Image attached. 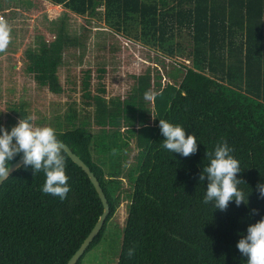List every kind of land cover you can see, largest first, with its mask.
<instances>
[{
    "label": "trees",
    "instance_id": "obj_1",
    "mask_svg": "<svg viewBox=\"0 0 264 264\" xmlns=\"http://www.w3.org/2000/svg\"><path fill=\"white\" fill-rule=\"evenodd\" d=\"M50 1L133 34L161 54L160 68L169 76L163 82L147 68L133 92L108 102L104 86L91 91L87 69L81 79L84 100L95 104L102 135L94 138L75 125L72 109L65 125L56 123L58 139L90 167L110 206L75 264L99 241L123 198H129V212L115 264H247L238 241L264 218L257 188L264 183V0ZM33 2L0 0V11L9 15ZM58 19L52 21L59 24L51 41L39 39L25 50L26 71L53 92L63 90L58 76L63 54L81 43L69 36L66 14ZM147 91L157 93L152 104L144 99ZM8 107L14 114L5 122L11 131L16 117L30 114L24 102ZM160 119L181 125L186 135L195 133L197 151L184 157L164 149ZM134 137L138 151L129 164ZM222 140L240 162L237 178L246 183L239 187L248 194L247 204L237 206L233 199L224 211L203 202L208 180L199 181L210 163L206 152ZM94 144L99 158H93ZM62 155L71 186L63 201L42 193L46 176L33 175L31 167L15 169L0 185V264H66L97 222L102 206L94 186L64 150ZM130 247H135L131 257Z\"/></svg>",
    "mask_w": 264,
    "mask_h": 264
},
{
    "label": "rangeland",
    "instance_id": "obj_2",
    "mask_svg": "<svg viewBox=\"0 0 264 264\" xmlns=\"http://www.w3.org/2000/svg\"><path fill=\"white\" fill-rule=\"evenodd\" d=\"M33 1L28 9L20 6L9 15L4 14L8 10L0 11L2 18L11 26V42L7 50L0 53V127L10 131L5 124L7 114H13L8 105L12 102H24L28 113L33 117L34 125H47L55 129L58 120L65 125L66 114L72 109L74 124L85 126L97 138L102 135V127L96 124L95 104L88 105L84 100L81 79L85 70L90 69L91 72V91L99 92L97 87L104 86L101 94L108 102L117 97L124 98L133 92L138 75L147 68H151L153 75L159 72L161 81L168 79L167 70L160 68L162 65L157 59L161 58V54L133 34L129 36L122 31H115L102 19L78 14L50 0ZM65 14L69 36L76 42L81 38V43L63 54L62 62L58 66L63 90L53 92L46 85L39 84L26 71L25 50L34 47L39 39L51 41L59 24L58 21H52L59 20V16ZM177 59L184 61L183 57ZM184 62L188 60L185 59ZM166 65L170 66L169 63ZM99 67H104V71H99ZM130 143L128 161L133 164L138 151L136 138L130 139ZM94 147L95 144L91 148L93 158H99ZM128 212L129 198H123L117 213L105 224L99 241L84 253L79 264L116 263Z\"/></svg>",
    "mask_w": 264,
    "mask_h": 264
},
{
    "label": "clouds",
    "instance_id": "obj_3",
    "mask_svg": "<svg viewBox=\"0 0 264 264\" xmlns=\"http://www.w3.org/2000/svg\"><path fill=\"white\" fill-rule=\"evenodd\" d=\"M11 26L0 18V53L7 50L11 42ZM157 95L152 91L144 94L146 101H152ZM33 117L19 119L18 123L8 131L0 127V180L11 175L10 162L22 154V163L17 168L31 167L33 175L44 172L46 180L42 186V193L59 197L61 201L67 199L71 186L66 175V161L62 152L63 142L58 139L56 130L51 126H38L32 123ZM161 134L163 135L162 147L171 153H180L188 157L197 151L195 133L186 135L185 128L173 124L165 119L159 120ZM226 140L218 142L214 152H206L210 163L205 165L199 175L203 182L207 177L208 184L203 198L205 204L212 203L213 208L221 211L227 209L233 199L237 206L248 203V194L239 187L245 181L237 178L241 171L240 162L231 153ZM260 198H264V183L257 185ZM239 251L248 257L247 264H264V218L250 224L247 235L242 237L237 244ZM135 253V247L128 249V256Z\"/></svg>",
    "mask_w": 264,
    "mask_h": 264
},
{
    "label": "water",
    "instance_id": "obj_4",
    "mask_svg": "<svg viewBox=\"0 0 264 264\" xmlns=\"http://www.w3.org/2000/svg\"><path fill=\"white\" fill-rule=\"evenodd\" d=\"M63 145H64V151L67 153L70 159L74 163H76L79 167H81V169L87 174L90 182L95 188V192L102 206V212L99 215L97 222L95 223L93 228L89 231V233L84 237L82 242L79 244V246L76 248V250L72 253V255L69 257V259L66 262V264H75L79 259V257L82 255V253L85 251L87 246L90 244V242L96 236L98 231L101 229L106 216L109 215L110 206L107 201L106 195L103 191V188L100 187V184L97 178L94 176V173L90 169V167L76 153H74L67 144L63 143ZM21 163H22V156L14 160L12 163H10V168L12 169L11 173L15 169H17L16 166ZM3 181L4 180H0V185L2 184Z\"/></svg>",
    "mask_w": 264,
    "mask_h": 264
},
{
    "label": "built area",
    "instance_id": "obj_5",
    "mask_svg": "<svg viewBox=\"0 0 264 264\" xmlns=\"http://www.w3.org/2000/svg\"><path fill=\"white\" fill-rule=\"evenodd\" d=\"M0 18H2V15H0Z\"/></svg>",
    "mask_w": 264,
    "mask_h": 264
}]
</instances>
